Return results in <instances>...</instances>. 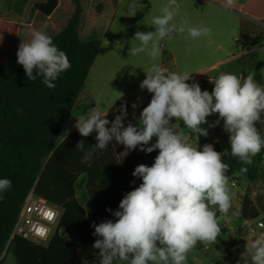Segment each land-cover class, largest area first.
Listing matches in <instances>:
<instances>
[{
  "label": "clouds",
  "instance_id": "clouds-1",
  "mask_svg": "<svg viewBox=\"0 0 264 264\" xmlns=\"http://www.w3.org/2000/svg\"><path fill=\"white\" fill-rule=\"evenodd\" d=\"M232 5L233 0H227L226 6ZM142 6L131 3L127 16H135ZM159 11L150 22L155 31L134 34L132 41L138 44L129 48V57L146 53L156 61L161 56L162 41H170L185 31L193 39L210 32L203 25L191 26L187 18L174 23L180 12L177 0H167ZM16 56L28 80L42 77L49 89H54V81L71 68L66 53L41 30L32 31L30 40L19 44ZM144 72L146 78L139 86L152 96L136 125H124L126 106L109 121L108 112L102 108V95L95 97L94 106L74 125L82 137L97 133V143L89 150H85L83 140L76 145L84 153L81 162L88 165L93 154L106 150L113 140L123 145L126 152L137 147L146 153L158 150L151 166L135 167L132 175L142 183L124 195L119 210L113 213L117 219L92 225L93 235L98 237L92 247L99 250V264H187L188 254L197 243H216L221 232L217 212L227 216L234 193L226 175L229 166L222 159L227 152L216 151L212 144L201 149L192 142L191 134L208 135L202 127L208 123V116L218 114L223 120L230 153L243 164H251L253 157L264 149V136L255 126L257 122L264 123V85L254 80V73L246 77L220 73L210 80L214 84L210 93L202 91L196 82L188 83L191 74L170 71L159 63H152ZM22 111L17 107L18 113ZM173 119L182 121L189 132L177 130L176 123H171ZM220 119L212 126L218 125ZM154 137L155 143L148 146ZM245 173L247 168L242 167L240 174ZM11 187L10 179L0 178V193ZM243 226L252 230L247 219ZM38 235L43 236L44 231ZM245 247L250 264H264V234L247 240Z\"/></svg>",
  "mask_w": 264,
  "mask_h": 264
},
{
  "label": "trees",
  "instance_id": "trees-1",
  "mask_svg": "<svg viewBox=\"0 0 264 264\" xmlns=\"http://www.w3.org/2000/svg\"><path fill=\"white\" fill-rule=\"evenodd\" d=\"M74 2L76 8L66 27L51 36L71 63V68L54 81V89L46 87L42 77L29 81L17 60L0 65V178L12 181V187L0 193V264L9 249L17 264H80L76 242L59 230L77 227L83 244L95 242L90 234L91 218L77 197L81 177L85 176L94 224H99L112 220L124 195L142 183L132 175L135 167L143 164L144 159L154 160L158 155V150L146 153L139 147L136 153L126 152L123 145L113 140L106 150H97L88 165L81 162L84 153L76 145L83 140L85 150H89L97 143V133L82 137L76 129L61 140L63 123L74 110L101 47L98 39L83 41L79 37L83 8L80 0ZM57 4L58 0H36L35 8L49 16ZM17 107L23 111L18 113ZM119 114V109L109 112L107 119L113 121ZM255 126L264 136V123L257 122ZM155 141L154 137L148 146ZM222 159L229 166L228 177L240 174V169L246 167L247 173L240 175L251 181H264V149L253 157L251 164L245 165L231 155L229 144ZM32 189L63 209L58 230L46 245L17 235L7 246L21 205ZM220 229L217 240L238 251L234 240L225 239L228 230Z\"/></svg>",
  "mask_w": 264,
  "mask_h": 264
},
{
  "label": "rangeland",
  "instance_id": "rangeland-1",
  "mask_svg": "<svg viewBox=\"0 0 264 264\" xmlns=\"http://www.w3.org/2000/svg\"><path fill=\"white\" fill-rule=\"evenodd\" d=\"M243 2V0H239ZM198 7V6H197ZM209 8V9H208ZM190 5L184 2L180 3V12L185 10L188 11L186 17H182L179 12L177 15V24L180 23L182 18H187L190 21L191 26L203 25L210 29L207 35L200 36L198 38H191L188 36L187 31L183 34H176L172 40H165L161 42V47L169 49L174 57V61L170 60L171 56L163 53V63L162 67L168 68L170 71L175 72H187L191 74V79L187 81L188 83L196 82L200 85L201 90H207L211 93L214 88V84L210 80H214L220 73H233L240 75L243 73L246 77L248 74L254 73V80L264 81V37H257L264 34L261 30L260 33L255 32L256 30H251V36L248 38L246 30L241 29L245 26H250L252 24L251 19L246 15L244 10L236 5V1L233 0V5L231 7H221L219 5H212L207 7L206 10L210 11V14L206 15L205 20L192 16L189 13ZM207 11V12H208ZM138 15V14H137ZM180 16V17H179ZM179 17V18H178ZM140 16L132 17L133 31L127 34L130 40L126 41L124 47L122 48V59H141L140 61H146L148 68L152 63L161 62V57L153 61L146 53H141L134 57L128 56V51L131 46H136L138 42L132 41L134 34L137 31L148 32L155 31L152 28H148L144 25H140L137 22L140 20ZM250 20V21H249ZM257 38V40H256ZM260 42V43H258ZM258 43V44H257ZM252 51L246 52L247 48L253 47ZM102 61L98 65L103 67L106 71L107 66L106 60L108 57L102 54ZM105 62V63H104ZM250 62L252 65L251 70H249L247 63ZM245 66V67H244ZM244 68V70L242 69ZM133 73H136L134 69ZM93 73L87 78L83 90L80 96L82 98L77 104V108L81 109L83 114L86 115L89 109L95 104V97L102 95V108L104 111L112 109L114 106L118 105L121 109L122 106H126V109L136 110L135 115L128 114L129 122H137L141 111L144 107L148 105L151 100L152 94L150 93L148 97H143L141 90H137L134 86L141 81H125L109 80L107 74H103V80L101 82V92L100 94H93L92 83H93ZM124 92H132L133 95L128 97L124 95ZM120 94H122L120 96ZM135 104L136 107L133 108L132 105ZM208 123L202 125V127L208 130V135L198 137L196 134H191L192 142L194 145L198 144V147L202 149L205 144H212L214 149L219 152L225 153L229 147V134L223 128V120L219 118L218 114H213L208 116ZM220 119V123L213 128L211 124ZM76 119H71L63 123L61 129L62 137L75 125ZM171 123H176L177 130L183 129L185 132H189L188 129L183 128L182 121H175L173 119ZM128 124V123H127ZM125 124V126H127ZM214 140H217L216 142ZM137 149L130 150V153H136ZM154 160L144 159L143 164L151 166ZM264 168V164H263ZM229 188L232 193H234L233 200L241 206V209H236L235 205L232 204L227 216L218 217L219 226L226 228L227 234L225 239L228 241H235L236 247L239 248V252L236 253L235 250L228 248L223 245L218 240L213 245L205 246L201 243H197L195 248L188 254L187 264H250V257H247L246 244L248 237H245L243 226V221L247 218H252L249 220H254L259 218L258 210L253 202L256 196L253 198L250 192L256 190L264 197V181H251L248 178L240 174H235L229 176ZM234 183V184H233ZM245 186L247 194L242 191L241 187ZM77 197L85 205L89 216L91 218V228L90 234L96 240L98 237L94 236V224L92 216V205L88 194L86 192V180L85 176H82L77 183ZM258 195V194H257ZM232 203V202H231ZM239 213V215H236ZM117 218L114 216L112 221ZM61 234L67 236L69 239L76 242L79 249V259L80 264H99L98 249L92 247L94 244H83L80 241V231L77 227L71 229H60ZM247 254V255H245ZM1 264H17L14 255L11 250H7L3 256Z\"/></svg>",
  "mask_w": 264,
  "mask_h": 264
},
{
  "label": "crops",
  "instance_id": "crops-1",
  "mask_svg": "<svg viewBox=\"0 0 264 264\" xmlns=\"http://www.w3.org/2000/svg\"><path fill=\"white\" fill-rule=\"evenodd\" d=\"M83 8L81 19L79 22V37L83 41L98 39L101 41V47L99 54L95 59L87 78L93 73L92 91L93 94H100L101 82L103 80V74H107L109 80H125V81H141L146 78L144 68L147 66V62H141V59H122V48L126 41L130 40L127 34H130L133 29L132 17L127 16L128 6L135 2L137 5H143L137 8L135 16H140V20L137 22L140 25L146 27L155 28L150 26L152 16L160 14V8L167 3V0H80ZM236 5L243 9L246 15L251 19L252 24L250 26L242 27L246 30L248 38L251 36V30L260 33L264 28V0H235ZM36 0H0V65L17 60L16 53L18 51L19 44L24 41L27 42L31 38V32L34 30L44 31L49 36H54L60 33L67 25L69 18L75 11L76 5L74 0H58L57 7L49 15L45 16L35 8ZM180 3L184 2L190 5L189 13L192 16H197L205 20L206 15L210 14V11L206 10L207 7L212 5H219L221 7H227V0H177ZM198 6V7H197ZM209 9V8H208ZM208 11V12H207ZM182 17L188 15V11L180 12ZM138 14V15H137ZM180 17V16H179ZM178 17V18H179ZM177 18V16H176ZM250 21V20H249ZM177 23V19L173 21ZM254 26L256 28H254ZM264 37L263 35L257 36ZM257 40V38H256ZM264 42V41H262ZM260 43V42H258ZM257 43V44H258ZM253 47L247 48L246 52L252 51ZM171 56V61H174L172 52L169 49L161 47V62L163 63V53ZM108 57L106 60V71L103 67H100L102 61V54ZM105 63V62H104ZM249 70L252 68L250 62L247 63ZM245 67V66H244ZM132 69L136 73H133ZM244 70V68H242ZM175 72V71H174ZM239 76H244L240 73ZM87 80V79H86ZM86 82V81H85ZM140 83H137L134 87L137 90H141L143 97H148L150 94L146 89L140 88ZM258 84L264 85V81H257ZM124 95L130 97L132 92H124ZM82 96H79L74 110L70 113L66 121L71 119H78L83 116L81 109L77 108V104ZM91 109V108H90ZM89 109V110H90ZM120 110L118 105L112 109H108L105 112H112ZM136 110H127L126 121L129 123L128 114H134L136 117ZM133 123V122H131ZM76 128L73 126L61 140L66 138ZM264 164V161H263ZM245 195L247 190L245 186L241 187ZM258 194V195H257ZM251 197L256 196L253 200L256 209L258 210L259 218H264V197L262 194L253 190L250 192ZM232 204L236 209H241V206L236 200L232 199ZM61 234V233H60ZM63 235V234H62ZM248 237L249 240L256 238L248 234H243ZM237 248V247H236ZM240 250L238 248V253ZM247 255V254H245ZM247 257H249L247 255Z\"/></svg>",
  "mask_w": 264,
  "mask_h": 264
},
{
  "label": "built area",
  "instance_id": "built-area-1",
  "mask_svg": "<svg viewBox=\"0 0 264 264\" xmlns=\"http://www.w3.org/2000/svg\"><path fill=\"white\" fill-rule=\"evenodd\" d=\"M62 213L63 209L60 206L36 195L32 189L21 205L7 246L17 235L37 244H48L53 234L58 230ZM248 221L252 230L245 228L244 234L255 237L264 234L263 217ZM41 231H44L43 236L38 235Z\"/></svg>",
  "mask_w": 264,
  "mask_h": 264
},
{
  "label": "water",
  "instance_id": "water-1",
  "mask_svg": "<svg viewBox=\"0 0 264 264\" xmlns=\"http://www.w3.org/2000/svg\"><path fill=\"white\" fill-rule=\"evenodd\" d=\"M213 124H211V127L213 128V126H212Z\"/></svg>",
  "mask_w": 264,
  "mask_h": 264
}]
</instances>
